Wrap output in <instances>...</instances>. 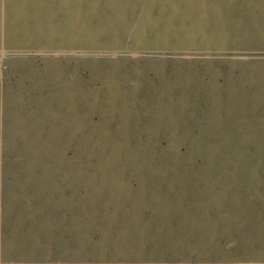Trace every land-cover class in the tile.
<instances>
[{
    "label": "rangeland",
    "instance_id": "rangeland-1",
    "mask_svg": "<svg viewBox=\"0 0 264 264\" xmlns=\"http://www.w3.org/2000/svg\"><path fill=\"white\" fill-rule=\"evenodd\" d=\"M155 1L89 0L84 40L83 0H60L61 49L0 48L35 59L8 79L22 92L32 68L51 79L0 112V264H43L12 224L52 193L76 228L62 263L264 264V0H222V31L183 45L153 38Z\"/></svg>",
    "mask_w": 264,
    "mask_h": 264
},
{
    "label": "crops",
    "instance_id": "crops-1",
    "mask_svg": "<svg viewBox=\"0 0 264 264\" xmlns=\"http://www.w3.org/2000/svg\"><path fill=\"white\" fill-rule=\"evenodd\" d=\"M7 1L11 0H5L3 3L0 2V48L6 47V43L8 45V41L11 38L12 45L10 48L16 49L17 51H24L25 49H29L30 51L32 48L43 47H56L61 49L60 25L62 18L60 14V0H56V3L55 0H26L27 2L22 3L21 6L24 7L21 8V12L23 13L20 14L18 23L26 26V31L15 27L10 31L9 18H12L14 22V17L17 15L13 11L16 9L9 7L15 3L13 2V4H10L9 2L8 4ZM82 7H84V12L82 14L84 30L80 29V33H76V36L77 38L80 37L86 40L87 36L89 39L92 36V7L90 6L89 0H83ZM230 9L235 10L238 8L234 7L230 1L226 3L222 2V0H156L154 29H160H157V32L154 31L153 38L163 37L169 45H183L184 43L182 39L187 40L193 37L194 39H197L198 35H191L190 31H198V29H201V31L207 33L221 32L222 28H220L216 21L223 19L224 17H232L233 13L229 11ZM235 16L237 17V14ZM156 18L164 20L166 24L156 25ZM198 19L199 21L200 19L205 20V22L201 23L204 27L191 26V21ZM161 29H167V31L158 32V30ZM231 30L232 29H229L228 31ZM199 38L203 40V37ZM152 51L172 52L173 50L153 48ZM32 57L23 54L0 56V112L12 110L6 107V105L12 104L13 96L29 95L32 98H37L43 97L46 94H51L50 92H46L47 89H51V86L45 87V85H43L44 79L51 81V79L45 77L50 70L46 71L42 66H40L41 68H32L30 72L28 71V68L26 69L33 78V82L30 83V91L22 92L24 87L19 82V78L17 79L15 77L18 81L16 83L13 82V79L9 82L8 79L11 78L12 75L14 76L21 72H14L16 68L14 64L33 62L35 59ZM3 64L11 65L6 66V72L2 69ZM52 78H54V73H52ZM36 110L43 111L44 109ZM0 142H4V140H0ZM52 185L55 186V182ZM30 208L32 211L27 212L24 220L22 216L20 223L19 221H16L12 224L13 233L15 234L18 231V227H21L23 233L26 232L28 239L27 247L34 251L37 250V253L42 256L41 259L43 264H77L62 263L61 260L62 247L65 248V246L62 245V240L70 239L71 230L73 235H75L76 228L73 229L71 227L70 218H67L68 221L62 227L61 202L59 198L55 199V193H52V196H49L48 198H39L35 201V205L30 206ZM86 223V217H84V227H81L82 232L80 235V244L82 245L84 243V248L87 249L88 247L89 252L91 250V235H89V240L87 242ZM88 232L90 234V228ZM82 233L84 234V238H82ZM74 238L75 237H73V239ZM84 257V261H86L87 256ZM78 264H87V262Z\"/></svg>",
    "mask_w": 264,
    "mask_h": 264
}]
</instances>
